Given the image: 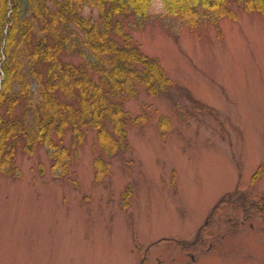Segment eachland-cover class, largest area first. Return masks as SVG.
<instances>
[{"label": "rangeland", "instance_id": "rangeland-1", "mask_svg": "<svg viewBox=\"0 0 264 264\" xmlns=\"http://www.w3.org/2000/svg\"><path fill=\"white\" fill-rule=\"evenodd\" d=\"M149 9L125 28L171 87L127 98L144 121L107 174L96 131L64 175L44 146L0 172V264H264V15L234 4L191 28Z\"/></svg>", "mask_w": 264, "mask_h": 264}, {"label": "trees", "instance_id": "trees-1", "mask_svg": "<svg viewBox=\"0 0 264 264\" xmlns=\"http://www.w3.org/2000/svg\"><path fill=\"white\" fill-rule=\"evenodd\" d=\"M154 1L0 0V172L16 174L19 153L32 155L44 146L52 168L64 175L72 152L85 145L88 131H96L105 156L94 166L98 175L108 173L104 157L126 152L129 125L143 120L126 110L127 98L138 95V86L153 96L171 87L160 61L145 54L125 28L127 15L144 20ZM162 2L191 28L202 17L234 18V4L264 15V0ZM72 53L82 60H67Z\"/></svg>", "mask_w": 264, "mask_h": 264}]
</instances>
